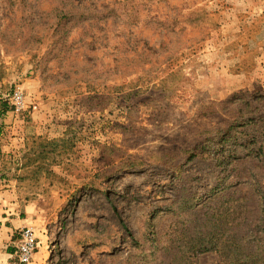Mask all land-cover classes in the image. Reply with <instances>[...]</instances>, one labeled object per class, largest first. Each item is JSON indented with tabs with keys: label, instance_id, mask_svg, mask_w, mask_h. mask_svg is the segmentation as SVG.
<instances>
[{
	"label": "rangeland",
	"instance_id": "rangeland-1",
	"mask_svg": "<svg viewBox=\"0 0 264 264\" xmlns=\"http://www.w3.org/2000/svg\"><path fill=\"white\" fill-rule=\"evenodd\" d=\"M0 125V264H264V0H0Z\"/></svg>",
	"mask_w": 264,
	"mask_h": 264
},
{
	"label": "built area",
	"instance_id": "built-area-1",
	"mask_svg": "<svg viewBox=\"0 0 264 264\" xmlns=\"http://www.w3.org/2000/svg\"><path fill=\"white\" fill-rule=\"evenodd\" d=\"M15 110L23 108V96L20 91L15 90L11 95ZM19 238L15 245V256L18 264H29L39 247L37 232L32 226H22L18 232Z\"/></svg>",
	"mask_w": 264,
	"mask_h": 264
},
{
	"label": "crops",
	"instance_id": "crops-1",
	"mask_svg": "<svg viewBox=\"0 0 264 264\" xmlns=\"http://www.w3.org/2000/svg\"><path fill=\"white\" fill-rule=\"evenodd\" d=\"M3 219L9 222L8 226L3 225V228H2L3 233H5L7 235V237H9V235L13 234V231L17 230L18 228H21L22 226L27 225V223H26L27 218L5 217ZM41 248H42L41 247V241H39V247L37 249V252L35 253L32 261L29 264H41V256H42L41 250H40ZM14 251L5 253L6 261L9 258H13V256H14L15 260L17 261ZM5 264H7V262ZM13 264H14V262H13Z\"/></svg>",
	"mask_w": 264,
	"mask_h": 264
},
{
	"label": "trees",
	"instance_id": "trees-1",
	"mask_svg": "<svg viewBox=\"0 0 264 264\" xmlns=\"http://www.w3.org/2000/svg\"><path fill=\"white\" fill-rule=\"evenodd\" d=\"M1 106H2V107H1V110H2L3 112H5V111H6V108L8 107L7 104H6L5 102H3V104H2ZM0 133H1V125H0Z\"/></svg>",
	"mask_w": 264,
	"mask_h": 264
}]
</instances>
